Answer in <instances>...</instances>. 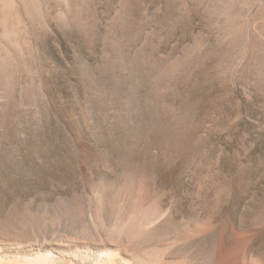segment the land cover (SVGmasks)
I'll return each instance as SVG.
<instances>
[{
    "label": "rangeland",
    "instance_id": "obj_1",
    "mask_svg": "<svg viewBox=\"0 0 264 264\" xmlns=\"http://www.w3.org/2000/svg\"><path fill=\"white\" fill-rule=\"evenodd\" d=\"M129 181L264 264V0H0V217Z\"/></svg>",
    "mask_w": 264,
    "mask_h": 264
},
{
    "label": "bare ground",
    "instance_id": "obj_2",
    "mask_svg": "<svg viewBox=\"0 0 264 264\" xmlns=\"http://www.w3.org/2000/svg\"><path fill=\"white\" fill-rule=\"evenodd\" d=\"M62 198L37 212L10 206L0 217V264H251L244 235L224 229L207 244L214 228L175 220L132 181Z\"/></svg>",
    "mask_w": 264,
    "mask_h": 264
}]
</instances>
